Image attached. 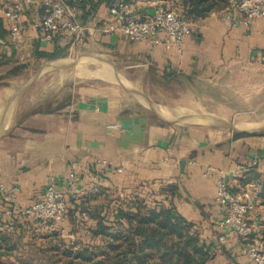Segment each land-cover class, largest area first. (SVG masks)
Segmentation results:
<instances>
[{
  "label": "crops",
  "instance_id": "0c3cea01",
  "mask_svg": "<svg viewBox=\"0 0 264 264\" xmlns=\"http://www.w3.org/2000/svg\"><path fill=\"white\" fill-rule=\"evenodd\" d=\"M16 1L0 0V17ZM118 1H68L84 28L76 44L41 43L33 26L41 7L23 9L16 21L22 45L0 50V183L17 189V207L41 201L50 181L61 189L70 162L82 165L83 183L94 158L122 169L108 173L97 194L67 198L62 222L8 219L0 195V264H50L62 250L98 244L92 232L99 219L114 222L136 198L173 207L205 245L208 264H253L242 254L245 242L220 227L225 212L214 202L215 181L221 177L233 195L253 197V236L263 238L264 136L242 135L263 131L246 129L255 123L251 111L198 100L213 104L209 91L219 93L231 79L232 99L245 101L253 81L264 87V18L244 27L236 13L231 24L224 5L190 20L194 31L177 52L100 33ZM123 1L141 19L153 14L152 0ZM183 1L162 0L179 10ZM54 52L55 59L41 56ZM159 83L175 92L177 105L152 101L148 88H163ZM254 157L257 164L248 167Z\"/></svg>",
  "mask_w": 264,
  "mask_h": 264
},
{
  "label": "built area",
  "instance_id": "2783aa9c",
  "mask_svg": "<svg viewBox=\"0 0 264 264\" xmlns=\"http://www.w3.org/2000/svg\"><path fill=\"white\" fill-rule=\"evenodd\" d=\"M68 1L70 0H17L14 2L3 13V17L11 24L8 27L7 37L0 36V50L10 47L20 48L22 30L16 21L23 9L34 6H39L42 10L39 21L33 24L41 43H52L58 40H69L72 44L80 42L84 28L71 14ZM72 1L80 3L83 0ZM152 1L153 14L145 19L132 14L129 4L125 1L116 2L108 8V16L99 28L100 33L117 35L150 46L163 45L181 52L185 38L194 31L193 25L182 10L167 8L162 0ZM236 13L239 14L236 22L244 27H250L257 19L264 18V0H226L222 9L223 18L232 24L233 15ZM258 160V157H254L247 166L254 167ZM81 166L76 161L70 162L62 188L58 189L56 183L50 181L43 191L42 200L28 209L15 205L17 189H8L0 183V195L7 204L4 215L8 219L30 217L43 224L62 222L66 217L67 198L78 201L84 196L95 195L100 191L108 173L122 171L121 167L112 165L105 159L94 158L85 165L90 179L83 183L78 175V169ZM214 202L225 212L220 227L228 229L245 242L243 256L253 264H264V240L253 236L254 220L258 217L253 197L233 195L225 180L218 177L215 181ZM218 240L224 243L225 237L220 236Z\"/></svg>",
  "mask_w": 264,
  "mask_h": 264
},
{
  "label": "trees",
  "instance_id": "16d2710c",
  "mask_svg": "<svg viewBox=\"0 0 264 264\" xmlns=\"http://www.w3.org/2000/svg\"><path fill=\"white\" fill-rule=\"evenodd\" d=\"M225 3L226 0H184L182 11L189 20L197 21ZM5 29L6 19L1 16L0 36H5ZM41 56L55 59L58 54L54 52ZM242 135L264 136V131ZM114 218L112 223L99 219L92 232L99 240L98 244L83 246L75 252L62 250L51 263L208 264L209 254L205 245L200 243L191 225L171 206L149 205L136 198L125 209H118Z\"/></svg>",
  "mask_w": 264,
  "mask_h": 264
},
{
  "label": "rangeland",
  "instance_id": "374dc122",
  "mask_svg": "<svg viewBox=\"0 0 264 264\" xmlns=\"http://www.w3.org/2000/svg\"><path fill=\"white\" fill-rule=\"evenodd\" d=\"M260 83L261 82L259 80L248 83L247 87L245 88L247 89L246 90L247 98L245 101L243 99H238V98L232 99V88L233 87H232V79H231V81L226 82L224 89H222V91H220L219 93L209 91V93L213 94L212 98L209 97L213 101L212 102L213 104H211V102L204 103V102H201V100H198V102L203 104L205 107L210 108V106L212 105L215 106V101H221L223 102V104L225 105L224 107H226L227 110L228 108L232 109L231 106H232V103H234L236 104L237 109L239 111L248 110L252 112L251 119L255 123L252 126H248L246 129H250L252 131L258 130L259 132L264 131V87L261 89ZM159 84H160L159 86H162V87L164 85L163 83H159ZM181 84L185 85L184 83H181ZM151 85H153V83H151ZM157 86L155 89L148 88L147 92L152 96L150 97L152 101H154L156 104H160V106H166V105L175 106L178 104L172 99V96H170L171 94H173V97H174V93H175L174 91L173 92L172 90L170 91L168 87L166 86H164L163 88L157 87ZM237 86L238 85H236L234 88L237 89ZM192 93L195 94L194 91H192ZM207 117H209V119H207L209 121L213 119L210 115H207ZM50 264H54V262L53 263L50 262Z\"/></svg>",
  "mask_w": 264,
  "mask_h": 264
}]
</instances>
